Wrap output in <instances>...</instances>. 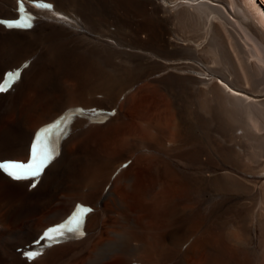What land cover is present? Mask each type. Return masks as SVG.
<instances>
[{
	"label": "bare ground",
	"instance_id": "1",
	"mask_svg": "<svg viewBox=\"0 0 264 264\" xmlns=\"http://www.w3.org/2000/svg\"><path fill=\"white\" fill-rule=\"evenodd\" d=\"M48 1L0 25V75L27 64L0 94V160L68 108L117 111L78 116L35 188L0 171V264H264V0ZM77 202L86 236L29 262Z\"/></svg>",
	"mask_w": 264,
	"mask_h": 264
},
{
	"label": "snow or ice",
	"instance_id": "2",
	"mask_svg": "<svg viewBox=\"0 0 264 264\" xmlns=\"http://www.w3.org/2000/svg\"><path fill=\"white\" fill-rule=\"evenodd\" d=\"M38 8L51 10L52 4L41 2V0H31ZM18 19L3 20L0 19V25L5 26L9 30H29L33 27V15L27 9L24 0H16ZM27 64L22 68H26ZM22 68L5 71L0 75V94L9 92L13 86L19 82L22 76ZM91 113L98 120L101 119V114L95 109H77L75 112L57 120L50 126L40 129L35 135L30 144L29 159L27 162H21L14 158L0 160V171L7 174L14 180H32L31 187L36 186L39 178L44 170L58 155L57 143L63 132V126L74 115H84ZM106 118V117H105ZM127 167V165H124ZM92 212L90 207L77 205L71 215L62 223L47 229L34 243L40 244L41 241L48 243H59L64 238H79L83 237L84 224L86 217ZM41 252V249L28 251L27 257L35 259Z\"/></svg>",
	"mask_w": 264,
	"mask_h": 264
},
{
	"label": "rangeland",
	"instance_id": "3",
	"mask_svg": "<svg viewBox=\"0 0 264 264\" xmlns=\"http://www.w3.org/2000/svg\"><path fill=\"white\" fill-rule=\"evenodd\" d=\"M244 1V0H243ZM242 0H241V2H243ZM261 1L262 0H258L257 2H259V3H261ZM263 2V1H262ZM244 4V3H243ZM138 86H139V84H138ZM137 89V88H136ZM137 121H138V119H137ZM115 190H117V187H115Z\"/></svg>",
	"mask_w": 264,
	"mask_h": 264
}]
</instances>
